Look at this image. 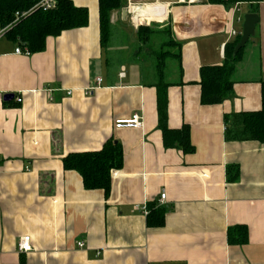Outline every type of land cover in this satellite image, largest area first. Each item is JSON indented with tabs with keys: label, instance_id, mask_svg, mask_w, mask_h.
<instances>
[{
	"label": "crops",
	"instance_id": "0c3cea01",
	"mask_svg": "<svg viewBox=\"0 0 264 264\" xmlns=\"http://www.w3.org/2000/svg\"><path fill=\"white\" fill-rule=\"evenodd\" d=\"M153 1L163 5L153 18L169 19L182 44V76L172 78L183 84L168 89V125L189 126L191 153L164 145L153 70L137 60L107 68L99 0H72L88 9L89 22L49 36L41 52L16 53L23 46L0 26V264H264V141L225 139L232 114L261 108L264 0L257 12L247 1ZM140 9L137 19L148 17ZM247 13L258 23L239 51L232 92L204 104L200 69L222 64ZM110 16L117 26L132 22L126 7ZM98 77L100 87L87 94ZM134 113L141 128L115 127ZM110 139L123 164L111 171L106 196L85 188L63 159ZM163 191L164 223L151 226L134 206L158 205ZM235 225L248 228L246 243L229 242ZM25 235L33 250L21 253Z\"/></svg>",
	"mask_w": 264,
	"mask_h": 264
},
{
	"label": "trees",
	"instance_id": "16d2710c",
	"mask_svg": "<svg viewBox=\"0 0 264 264\" xmlns=\"http://www.w3.org/2000/svg\"><path fill=\"white\" fill-rule=\"evenodd\" d=\"M39 0H0V26L6 28V34L20 42L31 53L41 52L46 47L49 36H57L67 29L84 27L89 22V11L86 7L75 5L72 0H55L52 8H41ZM252 2V12L258 11V2L262 0H208L212 4H233L235 2ZM123 0H99V17L101 29V46L105 54L108 69H114L127 60H137L147 69L153 70L151 85L157 90L158 123L163 134L166 147L179 146L185 153L194 151L187 124L180 128H170L168 125V89L174 84H183L172 76H182L181 55L182 44L174 39L171 24L165 26V37L170 35V41L160 40L159 48L140 47L127 56L123 43L125 36L120 28L111 21V11L122 8ZM18 13L21 17L16 18ZM147 19L140 17L138 20ZM169 26V27H168ZM141 43H148L151 29L140 26L137 30ZM240 35L225 47V58L219 65H204L200 69L201 102L204 104H219L232 92L234 81L232 73L240 57L241 49L234 53ZM146 45V44H144ZM167 46V47H166ZM166 48V49H165ZM162 51H161V50ZM161 51V52H160ZM168 62H167V61ZM169 62H176L175 71ZM176 79V78H175ZM262 104L259 110L242 111L231 115L230 125L225 129L226 140H257L264 141V81L261 87ZM64 167L76 170L83 179L85 188L102 189L108 195L111 186V171L120 169L123 164V150L119 142L110 139L99 151L73 152L63 159ZM233 178L230 177L229 180ZM149 225L164 223V206L156 203L149 205ZM230 243L244 244L248 241V228L235 225L228 228Z\"/></svg>",
	"mask_w": 264,
	"mask_h": 264
},
{
	"label": "rangeland",
	"instance_id": "374dc122",
	"mask_svg": "<svg viewBox=\"0 0 264 264\" xmlns=\"http://www.w3.org/2000/svg\"><path fill=\"white\" fill-rule=\"evenodd\" d=\"M133 1H132V4L130 5V7H134V10H136L137 7L141 8V9L142 8L146 9L150 5V6L154 7L153 9L155 11L156 7L163 6V5H160V2L153 1V0H136L134 2ZM123 3H124V0H123ZM128 4H129V1L125 2L124 6H122V7H126V11H127ZM153 9H151V10H153ZM134 10H133V12H134ZM15 16H17L16 18L21 17V15L18 13H16ZM161 17L162 16H159V18H161ZM148 18L152 19V21L147 20V19H141V22L139 20V21L132 23L131 21L128 20L126 22L125 26L122 27V26L118 25V27L120 28V30L122 31V33L124 34V36L126 38L124 43H123L124 46H122V47H124V49L127 51V56L132 55L133 52L140 47L147 48L148 46H150L151 48H159V45H160L159 42L161 39L162 40L164 39L165 41L168 42V41H170V38H172L171 32H170V35H168V38H166L165 34H164L165 32L158 31L159 29H163L162 31H166V29H167V28H165L166 24L172 25V23H171V21H169V19L159 20V19L153 18V17L152 18L148 17ZM162 25H165V26L161 27ZM140 26L147 27V28L151 29V31H152V34L150 36V39L148 40V43H141L139 40L140 35H137V32H138L137 30H138V27H140ZM144 44H146V45H144ZM128 65H130V67H132V64H128ZM176 65H177L176 62H169V66L172 67L173 71H175Z\"/></svg>",
	"mask_w": 264,
	"mask_h": 264
},
{
	"label": "built area",
	"instance_id": "2783aa9c",
	"mask_svg": "<svg viewBox=\"0 0 264 264\" xmlns=\"http://www.w3.org/2000/svg\"><path fill=\"white\" fill-rule=\"evenodd\" d=\"M132 4V2H129L128 7H127V12L131 17L132 22H136L139 21L137 19V17L135 16L136 11L133 12L134 7H130V5ZM41 8L44 9H49L52 8L55 5V0H40L39 4H38ZM237 34L236 31H233V34ZM16 53L20 54V53H25L26 55L30 54V51L28 48L26 47H18L15 50ZM122 72L120 73L121 76H124V67H122ZM102 83V79L100 77H98L96 79V82L91 85L90 87L87 88V94L92 93L95 89H97L98 87H100ZM18 101H21V99H17ZM143 125L142 119L140 117L139 114L134 113L130 118L127 119H118L116 120L115 123V127L116 128H122V127H133V128H141ZM166 198V193L163 191L160 195L159 198V202L158 205L159 206H164V201ZM137 210H139L143 215L148 216L149 212H150V208H149V204L147 202L143 203V204H136L134 206ZM79 246H82L83 243L82 242H78ZM18 249L19 252L21 253H28L30 251L33 250V246H32V241H31V236L30 235H25L22 236L19 239L18 242Z\"/></svg>",
	"mask_w": 264,
	"mask_h": 264
},
{
	"label": "water",
	"instance_id": "95a60500",
	"mask_svg": "<svg viewBox=\"0 0 264 264\" xmlns=\"http://www.w3.org/2000/svg\"><path fill=\"white\" fill-rule=\"evenodd\" d=\"M257 23L258 15L256 13H247L244 16L240 40L235 46L234 53H237L241 48H243L250 39V37L255 34V27ZM12 97V94L5 95V99H10Z\"/></svg>",
	"mask_w": 264,
	"mask_h": 264
},
{
	"label": "bare ground",
	"instance_id": "6f19581e",
	"mask_svg": "<svg viewBox=\"0 0 264 264\" xmlns=\"http://www.w3.org/2000/svg\"><path fill=\"white\" fill-rule=\"evenodd\" d=\"M154 7H152V6H150L149 5V7L148 8H142V9H140L139 11H140V13H139V15H146V16H148V17H155V16H160L161 15V13H160V7H156L155 8V11H154V9H153ZM151 9H153V10H151ZM141 17V16H140Z\"/></svg>",
	"mask_w": 264,
	"mask_h": 264
}]
</instances>
